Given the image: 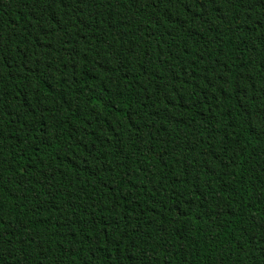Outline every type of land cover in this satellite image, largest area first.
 <instances>
[{
  "label": "trees",
  "instance_id": "trees-1",
  "mask_svg": "<svg viewBox=\"0 0 264 264\" xmlns=\"http://www.w3.org/2000/svg\"><path fill=\"white\" fill-rule=\"evenodd\" d=\"M0 264H264V0H0Z\"/></svg>",
  "mask_w": 264,
  "mask_h": 264
}]
</instances>
